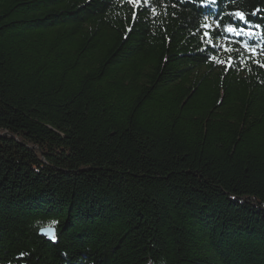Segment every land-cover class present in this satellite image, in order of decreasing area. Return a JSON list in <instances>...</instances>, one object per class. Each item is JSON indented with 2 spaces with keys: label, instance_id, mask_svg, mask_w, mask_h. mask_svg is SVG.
<instances>
[{
  "label": "trees",
  "instance_id": "obj_1",
  "mask_svg": "<svg viewBox=\"0 0 264 264\" xmlns=\"http://www.w3.org/2000/svg\"><path fill=\"white\" fill-rule=\"evenodd\" d=\"M0 264H264V0H0Z\"/></svg>",
  "mask_w": 264,
  "mask_h": 264
},
{
  "label": "snow or ice",
  "instance_id": "obj_2",
  "mask_svg": "<svg viewBox=\"0 0 264 264\" xmlns=\"http://www.w3.org/2000/svg\"><path fill=\"white\" fill-rule=\"evenodd\" d=\"M207 2H208V3H215V0H207ZM235 15L238 16L240 19H244V14H243V13L237 12ZM205 27H208V26L206 25ZM226 31H228V32H235L237 35H239V31H237V29H235V28H233V27H231V26H229V27L226 29ZM207 35H208V33L206 32V33H205V36H207ZM209 42H211V41H209ZM226 50H227V51H231L230 48H229V49H226Z\"/></svg>",
  "mask_w": 264,
  "mask_h": 264
},
{
  "label": "water",
  "instance_id": "obj_3",
  "mask_svg": "<svg viewBox=\"0 0 264 264\" xmlns=\"http://www.w3.org/2000/svg\"><path fill=\"white\" fill-rule=\"evenodd\" d=\"M41 235L42 236H44V237H46V238H49L50 240H54V238H55V232H54V230H52V229H46V230H43L42 232H41Z\"/></svg>",
  "mask_w": 264,
  "mask_h": 264
}]
</instances>
